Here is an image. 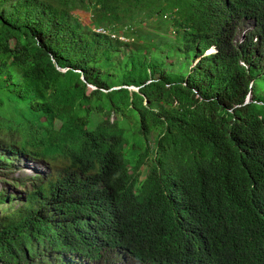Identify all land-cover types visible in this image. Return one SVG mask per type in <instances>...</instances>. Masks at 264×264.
I'll return each instance as SVG.
<instances>
[{
    "label": "trees",
    "instance_id": "obj_1",
    "mask_svg": "<svg viewBox=\"0 0 264 264\" xmlns=\"http://www.w3.org/2000/svg\"><path fill=\"white\" fill-rule=\"evenodd\" d=\"M15 154L0 264H264V0H0Z\"/></svg>",
    "mask_w": 264,
    "mask_h": 264
},
{
    "label": "rangeland",
    "instance_id": "obj_2",
    "mask_svg": "<svg viewBox=\"0 0 264 264\" xmlns=\"http://www.w3.org/2000/svg\"><path fill=\"white\" fill-rule=\"evenodd\" d=\"M87 16L88 14L85 13L83 15H80V18L86 22ZM142 26H145V25H142ZM251 26H252V22L250 20L244 21L242 25H240L239 31H237L236 38L238 40H241L244 32L247 29H249V27ZM145 28L149 30L157 31L158 33H161L162 35L164 34L172 38L175 35V32L171 26L169 27V31H167L166 33L161 31V29L158 30V28L153 27V26H146ZM121 39L124 40L125 38L121 37ZM209 52L211 51L210 50L206 51V53H209ZM195 62L196 60H194L193 63ZM89 88L93 89L94 87L90 86ZM130 89L137 90V88L134 86H130ZM10 159H11V162L13 163L11 169L0 168V189L5 190L10 194L20 195L26 186L25 184L19 183V185H15L14 183H12L15 178L20 179L21 181L27 182L28 177L31 175H40V174L50 173V169L46 164L36 162V161H31L21 155H16V154L11 155ZM1 214H3V212H1L0 210V215Z\"/></svg>",
    "mask_w": 264,
    "mask_h": 264
},
{
    "label": "clouds",
    "instance_id": "obj_3",
    "mask_svg": "<svg viewBox=\"0 0 264 264\" xmlns=\"http://www.w3.org/2000/svg\"><path fill=\"white\" fill-rule=\"evenodd\" d=\"M211 49H212V50H211ZM213 49L215 50V48L211 47V48L208 49V50H211V52H214ZM208 50H207V51H208ZM211 52H209V53H211ZM249 100H250V93L246 96L245 102H247V101H249Z\"/></svg>",
    "mask_w": 264,
    "mask_h": 264
},
{
    "label": "built area",
    "instance_id": "obj_4",
    "mask_svg": "<svg viewBox=\"0 0 264 264\" xmlns=\"http://www.w3.org/2000/svg\"><path fill=\"white\" fill-rule=\"evenodd\" d=\"M97 31H101V32H104V30H102V29H100V28H99V29H97Z\"/></svg>",
    "mask_w": 264,
    "mask_h": 264
},
{
    "label": "water",
    "instance_id": "obj_5",
    "mask_svg": "<svg viewBox=\"0 0 264 264\" xmlns=\"http://www.w3.org/2000/svg\"><path fill=\"white\" fill-rule=\"evenodd\" d=\"M211 51V50H210ZM213 51H215L214 49H213ZM90 86H92V85H90ZM137 88V87H136Z\"/></svg>",
    "mask_w": 264,
    "mask_h": 264
}]
</instances>
